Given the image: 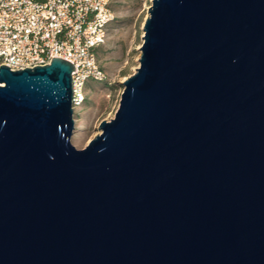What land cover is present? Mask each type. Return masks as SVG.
<instances>
[{
	"label": "water",
	"instance_id": "obj_1",
	"mask_svg": "<svg viewBox=\"0 0 264 264\" xmlns=\"http://www.w3.org/2000/svg\"><path fill=\"white\" fill-rule=\"evenodd\" d=\"M148 13L82 150L74 66L0 67V264H264V0Z\"/></svg>",
	"mask_w": 264,
	"mask_h": 264
},
{
	"label": "built area",
	"instance_id": "obj_2",
	"mask_svg": "<svg viewBox=\"0 0 264 264\" xmlns=\"http://www.w3.org/2000/svg\"><path fill=\"white\" fill-rule=\"evenodd\" d=\"M113 0H0V67L12 72L70 62L72 108L86 99L90 81H104L97 53L108 40Z\"/></svg>",
	"mask_w": 264,
	"mask_h": 264
},
{
	"label": "rangeland",
	"instance_id": "obj_3",
	"mask_svg": "<svg viewBox=\"0 0 264 264\" xmlns=\"http://www.w3.org/2000/svg\"><path fill=\"white\" fill-rule=\"evenodd\" d=\"M152 0H113L114 20L109 26L107 43L98 50L99 65L104 70V81H90L86 87L84 104L74 110L72 145L84 149L99 133L102 121L113 119L119 109L124 85L139 67L142 30Z\"/></svg>",
	"mask_w": 264,
	"mask_h": 264
},
{
	"label": "trees",
	"instance_id": "obj_4",
	"mask_svg": "<svg viewBox=\"0 0 264 264\" xmlns=\"http://www.w3.org/2000/svg\"><path fill=\"white\" fill-rule=\"evenodd\" d=\"M95 82H99V81H95Z\"/></svg>",
	"mask_w": 264,
	"mask_h": 264
}]
</instances>
